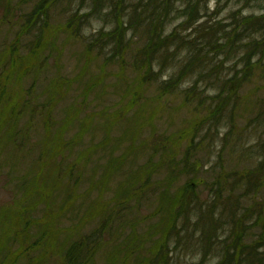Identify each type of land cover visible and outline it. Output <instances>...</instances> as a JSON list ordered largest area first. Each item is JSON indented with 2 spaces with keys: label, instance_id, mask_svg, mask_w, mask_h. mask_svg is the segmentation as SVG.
I'll list each match as a JSON object with an SVG mask.
<instances>
[{
  "label": "trees",
  "instance_id": "obj_1",
  "mask_svg": "<svg viewBox=\"0 0 264 264\" xmlns=\"http://www.w3.org/2000/svg\"><path fill=\"white\" fill-rule=\"evenodd\" d=\"M56 2L57 0H52V3L51 0H40L37 8L28 14L27 18L24 16L21 19L22 27L9 41L10 44L0 50V79L2 78V81H4L0 85L4 88V90L0 89V175H4V179L8 180L7 183L0 186V190L13 191L14 206L16 207V210L12 212L15 217L12 220L7 219V225L14 227V229L21 228L20 230H25L30 233L29 235L35 236L34 233L38 234L39 230L44 235L48 227L50 229L56 227L59 222H70L75 228L80 226L79 223L82 224L84 221L90 222L97 219L100 220L99 228L94 229L92 232L101 235L107 224H110L109 228H111V223L114 225L116 222L119 223L118 217L125 216L127 210L130 211L131 207L127 202H131L133 199L138 200L139 195L145 196L148 194L150 189L148 186H151L152 179L157 177L161 173L160 171L164 169L163 187L161 182L156 183V185L162 187L161 194L158 196L160 205L153 213L152 218L157 217L159 225L165 222L167 228L172 231L177 222L183 218L188 220L191 217L190 212L194 202L191 195L195 194L197 189L195 187H198L196 184L199 181L190 179L194 176L198 177L195 171L201 165L195 164L196 162L191 163L192 160H195L194 157L190 159L191 152L186 153L187 156L185 155L183 161L175 160V155L171 157V163L167 164L166 159H168L170 153L162 148L151 153L147 163L142 165L140 169H130V167H134V163L131 162L135 161L130 153L136 151L135 145L140 148L144 146V140L142 141L139 138L142 136L140 132L143 133L156 120L154 116H137L134 107L137 103H140V95H143L139 92V89L142 90L144 84L151 82L153 79V82L155 81L152 75L155 74L153 67L158 60V55L165 50L164 56L168 58L170 51H173V41L175 42L173 33L170 32L164 38L156 32L155 25H160L164 22V19L169 18L170 14L176 11L174 9L176 3L180 2L184 3L178 17L181 22L185 20V26H189L188 28L195 32V35L204 33L200 37L201 41H195V36H189L183 41H188V44L192 45L187 50V59H192L188 63L185 62L175 78L168 79L161 86L158 85L159 89L162 90L161 94L168 95L169 91H176L180 85L185 84L182 76L187 69H197V72L201 73L200 77L197 73V78L206 80L209 79L210 68L216 66L212 73V75H216L219 72L217 65H213L208 58L211 53L216 54L217 57L233 55L230 52L235 53L242 69L240 68L241 71L227 72L223 78L217 79V83L212 84L217 94H215L216 97L212 107L204 110L205 116H202L201 124L213 123V120L218 122V120H221V116H229L232 119L233 116L237 115V106H240L237 98H239L241 87L244 86L248 78L260 73V77L264 81V0H253L258 4L256 7L257 12L251 10L246 15L235 13L234 23L231 24L233 28L229 31H227L229 26H222L221 24L219 28L218 26L216 28L214 21H206V0H113L114 7L113 9L112 6L109 7V13L113 16L112 23L116 22L115 30L101 34L99 38L95 39V43L100 44L99 42H102L109 45L117 43L116 47L126 49L130 43L127 32L130 30L135 32L137 29L136 23L141 24L140 27L143 28L142 34L145 40L140 48V54L137 55L134 63L132 62V68L136 71L137 76V82L133 85L135 86V93L132 96L128 94V91L126 93L124 88L122 97L125 101L123 103L103 108L105 114L107 113L104 117H110V119H101L99 127L102 126L103 133L105 132L102 138L97 143L90 142L89 147L83 151H78L76 156L71 159L67 155L73 153L74 147L77 146L78 148V143L76 139L71 140V136H67L69 130L66 128L71 123L74 125L76 123L80 129L75 134L77 136L81 128L85 126H81L78 122L79 118L75 112H69L66 115L69 116L66 117L68 120L65 119L61 126L57 124L55 127L56 122L53 113L62 99L61 95L64 93L62 86L66 88V79H58L52 84L48 82L47 86H50V88L45 90L46 95L41 98L42 102L24 99L25 94L22 92L24 87L22 84L26 78L31 80L26 88V94L30 95L35 91L37 79L40 76L38 68L41 66V61L46 63L48 56H38V53L44 50V47L43 49L40 46L37 47V43L30 48L21 47V39L27 38L29 33H33L37 37L38 32L35 34L34 28L33 31L30 30L28 28L30 25L27 24L33 19V23L36 20L41 22V15L46 17L49 8L54 6ZM125 4L129 5L130 12L128 11L129 14L123 21L121 11ZM200 5L203 9L201 15L198 12L199 8L195 10V7ZM201 16L205 18L203 22L206 24L203 29L198 25L193 26ZM118 19L122 20L119 21ZM67 22L69 23V21ZM67 25L70 26L71 24ZM35 30L37 31L36 28ZM168 41L171 42L168 44ZM91 42L89 41L87 44ZM116 47L112 52L110 49L105 60L109 65L115 61L122 72L127 68V64L124 60L125 56L119 59L120 54L116 55ZM107 49L109 48L107 47ZM19 51H24L25 54L18 56ZM205 59L210 66L207 65ZM91 60L92 56L87 58L89 64ZM128 65V69H131V64ZM101 73L102 81L100 84L99 82L93 84L91 80L84 78L81 74L82 101H87L90 93H97L98 88H104L103 76L105 74ZM121 75L124 74L120 73L118 77H121ZM115 88L118 90V86L115 85ZM189 89H194L193 84ZM125 94L126 96H124ZM254 97L255 99L252 101L257 98L258 100H256L257 103L252 102V116L246 118L241 116L242 111L246 112L245 106H241L238 116L244 119V126L240 130L241 134L237 137L241 141L245 139L246 133L261 135V138L251 145L256 153V165L245 171L246 173L242 178L235 183L234 180L230 182L231 184L227 183L230 193H233L237 188L243 192L239 193L240 196L237 194L238 199L234 203H229L226 214L220 211L216 216L213 212L215 216L213 218L212 212L209 213V218L212 217L216 227L220 225L219 229L225 228L222 234L224 238L220 241V238L218 239L213 232L208 233L200 229L203 233L199 235L209 242L211 249L215 247V251L218 252V260L214 264H264V197H261L260 200L257 199L261 193L260 191L264 188V95L256 94ZM143 107L146 109L145 105ZM72 109L75 111L74 108ZM140 111L141 107L138 113ZM248 111L251 110L248 109ZM131 114L132 116L129 117ZM212 117L214 118L211 119ZM83 119L87 125L91 118L85 116ZM136 120L139 122L138 129L134 128ZM122 121H134L130 125L127 124L130 127L128 129L129 135L127 133L124 135H128L130 139L133 138L135 141L128 143L130 148L126 149L129 151V155L122 151L120 155L116 156L117 145L125 142V140L116 137L120 135L114 131V128L118 127L117 124ZM232 121L230 122L232 123ZM38 125L42 128V134L37 133L35 130ZM223 126L228 127L226 124ZM86 127L89 131L90 127ZM230 127L225 132L226 138L232 130L235 131L236 129L233 123ZM135 129H137L136 132ZM84 134H81L79 138ZM112 136H115L114 141L117 145L111 142ZM164 144L166 149L171 148L166 145V141H164ZM200 145L198 144L197 147ZM192 148L194 147L192 146ZM144 150L148 153V149ZM155 156H159L157 162L154 159ZM96 159L100 163L103 162V164L98 167L95 165L89 166ZM122 169H124L123 172ZM125 171L132 172L125 177L126 179L119 180L114 191L115 195L110 200L111 206L107 203L104 204L102 199H104V193L108 190L107 181L119 172L125 174ZM157 172L158 174L155 175ZM183 179H186L187 182L177 185V182ZM95 191L98 193L94 194ZM253 196L256 197L252 198ZM218 197L221 198L220 195ZM243 197L247 198L246 203H248V206L241 208V204L244 203ZM234 204L235 206H233ZM102 211H105L106 214L98 216ZM161 215L163 219L159 218ZM152 218L149 216V219ZM116 227H118V224ZM206 229L211 231L209 227ZM254 230H257V234H252ZM92 235L94 234L92 233ZM18 236L20 235L16 234L10 241L17 242ZM249 236L252 239L248 241L246 239ZM164 238L160 246L162 254L164 249L168 248ZM18 239L20 240V238ZM25 239L28 242H33L35 238L31 240L30 236L25 235ZM90 244V238L85 236L81 237L80 240L72 241L68 246V251L66 254L64 253L62 264H82L83 259L86 260V258H83L86 255L85 252H92ZM127 255L128 253L125 251L123 257ZM157 263L158 260L155 259L151 264Z\"/></svg>",
  "mask_w": 264,
  "mask_h": 264
},
{
  "label": "rangeland",
  "instance_id": "obj_2",
  "mask_svg": "<svg viewBox=\"0 0 264 264\" xmlns=\"http://www.w3.org/2000/svg\"><path fill=\"white\" fill-rule=\"evenodd\" d=\"M0 1H2V5L0 4V50H2L10 44L9 41L21 29V19L24 16L27 18V15L37 8L40 0ZM206 1V21H214L216 28L217 26L219 28L221 24L222 26H229L227 31L233 28L231 24L234 23L235 13L246 15L251 10L257 12L256 7L258 4L253 2V0ZM183 4L177 2L174 8L176 11L171 13L169 18L164 19L162 24L155 25L156 32L164 38L170 32L173 33L175 42L173 41V49L171 48L173 51H170L168 58L164 56L165 50L158 55V60L153 67L155 74L153 73L152 75L155 81L153 82V79L151 82L144 84L142 90L139 89V92L143 95H140V103H137L134 107L135 111H137V116H154L156 120L143 133L140 132L142 136L139 138L142 141L144 140V148L135 145L136 151L130 153V156L135 159V161L131 162L134 163V167H130V169H140L142 165L147 163L151 153L157 149L163 148L170 153L168 154L170 156L166 159L167 164L171 163V157L176 155L175 160L183 161L186 153L191 152L189 155L190 159L195 158L191 163L196 162L195 164L201 165L198 170H194L198 177L194 176L190 179L199 181L196 184L198 187H195L197 188L195 196L191 195L194 199L190 212L191 217L188 220L183 218L177 222L176 227L172 231L167 228L165 222L159 225L158 218H152L153 213L156 212L160 205L158 196L161 194L160 191L165 178L164 169L160 171V174L158 172L155 174H158V176L153 178L151 186H148L150 187L148 194L145 196L139 195L138 200L133 199V201L127 202L131 207L130 211L128 212L127 210L125 216L118 217L119 223L116 222L115 225L111 223V228H109L110 224H107L101 235L92 232L94 229L99 228L100 220L97 219L90 222L84 221L82 224L79 223L80 226L75 228L70 222H59V225L51 228L52 230L48 227L45 233L47 235H42L40 230L38 234L33 231L35 235L33 236L29 235L30 233L25 230H20L21 228L14 229V227L7 225V219L12 220L15 217V214L12 213L16 210L13 191L1 189L0 264H62L64 253L66 254L68 251L70 243L74 240H80L83 236L90 238L92 252H85L86 255L83 258H86V260L83 259L82 264H151L155 259L158 260L157 264H214L217 262L218 252L215 251V247L212 246L213 248L211 249L209 242L204 240L199 234L203 233V231L213 232L218 239L220 238V241L224 238L222 234L225 228L219 229L220 225L216 227L212 217L209 218V213L212 212L213 218H215L213 212L216 216L220 211L226 214L229 209V203H234L238 199L237 194L242 191L237 188L233 193H230L228 184H231L232 180L235 183L242 178L246 173L245 171L256 165L255 160H257V157L251 145L260 139L261 135L246 133L245 139L241 141H239L237 136L241 134L240 130L244 126V119L240 117L246 118L251 115L253 110L252 102L257 103L256 100H258L257 98L252 101L255 99L254 96L256 94L264 95V81H262L260 73L250 76L244 86L241 87L239 98H237V102L240 105L237 106V115L233 116L232 119L229 116H221V120H218V122L213 120V123L201 124V118L205 116L204 110L210 109L215 101L217 92L212 84L217 83V79L223 78L227 72L241 71L239 59L235 56V53L230 52L233 55H226V57L223 55L217 57L216 54L211 53L208 58L213 65H217L219 72L216 75H212L216 66L210 68L209 79L206 80L197 78V73L199 74L197 69H187L182 76L185 84L180 85L176 91H169L168 95L161 94L162 90L159 89V86L163 85L168 79L175 78L185 65V62L188 63L192 59H187V50L192 45L188 44V41H183L189 36H195V41H201L200 37L204 34L195 35V32L188 28L189 26H185V20L181 22V19L178 18L179 11L184 6ZM110 6L113 9V0H57L56 4L47 11L46 17L41 15V22L36 20L33 23V19L27 24L30 25L28 26L30 30L33 31L34 28L35 34L38 32L37 37L33 33H29L27 38L24 37L20 42L21 47L27 48L37 43V47L40 46V48L42 47L41 49L44 47V50H41L38 56H48L46 63L44 61L40 63L41 66L38 68L40 76L37 79L36 89L30 95L26 94V88L31 83V80L29 78L24 80L22 84L24 86L22 91L25 94L24 99L42 102L41 98L46 95L45 90L50 88V86H47L48 82L52 84L58 79H66V88L62 86L64 92L61 95L62 99L59 106L55 107L53 113L56 122L55 127L57 124L61 126L65 119L68 120L66 117L69 116L66 115L69 112H75L79 118L78 122H80L81 126H85L81 128L77 136L75 134L80 129L76 123L75 125L71 123L66 128L69 130L67 136H71V140L76 139L78 143V148L77 146L73 148L72 156L68 153L67 156L70 159L75 157L78 151H83L89 147L90 142L97 143L102 138L105 132L103 133L102 126L99 127L101 119H110V117H104L107 113L105 114L103 108L123 103L125 101L122 97L124 88L126 93L128 91V94L132 96L135 93V86L133 85L137 82V76L136 71L132 67L137 55L140 54V48L145 40L142 34L143 28L137 22L135 32L131 30L127 32L130 43L126 49L116 47L117 43L115 45L102 42H99L100 44L95 43V39L99 38L101 34L115 30L116 22L112 23L111 21L113 16L109 13ZM201 7L202 5L195 7V10L199 8L198 12L200 15L203 14ZM128 11L130 12L129 5L125 4L121 11L123 21L129 14ZM203 19L205 18L201 16L193 26L196 27L198 25L202 29L205 28L206 24ZM67 21L71 24L70 26L67 25L69 24ZM89 41L91 43L87 44ZM170 42L168 41V44ZM115 47L116 55L120 54L119 59L125 56L124 60L127 68L122 72L115 61L109 65L105 60L110 49L112 52ZM103 48L106 50H103ZM23 53L24 51H19L18 56L23 55ZM88 55L89 57L92 56L90 64L87 61ZM129 63L131 64V69H128ZM206 63L210 66L207 61ZM101 72L105 74L103 76L104 88H98L97 93H90L88 100L82 101L83 85L80 83L81 76L83 75L84 78L91 80L93 84L95 82L100 84L102 81ZM120 73L124 75L118 77ZM200 75L201 73L199 77ZM2 80L1 78L0 85L4 82ZM192 84L194 89L190 90L189 87ZM96 85L98 86V84ZM115 85L118 86V90ZM0 89L4 90L2 87ZM143 105L146 106V109ZM241 106H245L246 112L242 111L241 116H238ZM140 107L141 111L138 113ZM248 109L251 111H248ZM154 112L157 113L154 114ZM85 116L91 118L87 125L83 119ZM131 116L132 114L129 117ZM231 120H233L232 123L236 129L235 131L232 130L228 138H226L225 132L228 128H231ZM134 121H122L117 124L118 127L114 128V131L120 135L116 136V134L115 136L125 140V142L117 145L114 141L115 136H112L111 142L117 145L116 156L120 155L122 151L129 155V151L126 148L129 147L128 143H132L135 140L133 138L130 139L128 136V129L130 128L128 125L131 122L134 123ZM138 123L136 120L134 128H139ZM225 124L228 126L227 128L223 126ZM86 126L90 127L89 131H87ZM208 127L209 129L207 130ZM137 129L134 131L136 132ZM35 130L37 133L42 134L40 125ZM126 133L128 135H124ZM81 134L84 135L79 138ZM164 141H166L168 147H171L169 150L166 149ZM198 144L201 145L197 147ZM144 149H148V153ZM6 152L9 153L8 150ZM159 156L154 157L156 162ZM102 164L103 162L100 163L96 159L89 166L95 165L98 167ZM123 171L124 169H122ZM131 172L125 171V174L119 172L107 181L108 190L104 193V199H102L104 204L107 203V205L111 206L110 200L115 195L114 191L119 180L127 177ZM3 176L0 175V186L8 182ZM157 182H161L162 187L156 185ZM184 182H187L186 179L178 181L177 185ZM151 187L152 191L150 192ZM260 192L257 197L258 200L264 197V188ZM97 193L95 191L94 194ZM254 197L256 196L252 198ZM243 202L240 206L241 208L248 206V203H246L247 198L243 197ZM104 213L106 214L105 211H102L98 216H104ZM149 216L152 219H149ZM224 216L226 217L227 215ZM159 218L163 219L162 215ZM117 224L118 227H116ZM208 227L211 228V231L206 229ZM200 229H203V231ZM16 234L20 235L18 236L20 240L17 238V242L10 241ZM252 234H257V230L252 231ZM25 235L30 236L31 240L35 238L36 241L34 239L33 242H28L25 239ZM163 238L166 240L168 248H165L162 254L160 246ZM251 239V236H249L246 240L249 241ZM125 251H127L128 255L123 257ZM160 253L161 255L157 257Z\"/></svg>",
  "mask_w": 264,
  "mask_h": 264
}]
</instances>
